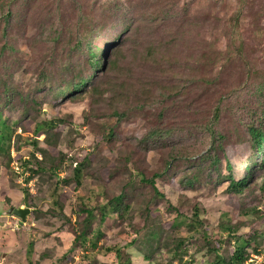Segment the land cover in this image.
<instances>
[{
  "label": "rangeland",
  "instance_id": "obj_1",
  "mask_svg": "<svg viewBox=\"0 0 264 264\" xmlns=\"http://www.w3.org/2000/svg\"><path fill=\"white\" fill-rule=\"evenodd\" d=\"M97 30L122 32L115 63L83 92L56 96L77 71L87 74L76 47ZM5 45L0 111L13 133L10 158L0 151V264H213L207 242L224 235L222 213L236 222L250 207L258 212L242 218L243 229L258 222L264 232V168L235 195L202 161L222 134L221 175L238 180L250 169V148L239 141L264 105V0H14L0 7V50ZM40 122L52 124L36 135ZM172 128L173 138L138 142L150 129ZM173 146L181 157L170 158ZM40 150L45 167L57 169L31 175L27 161L42 158ZM84 159L77 185L74 163ZM156 174L153 187L146 181ZM99 184L107 197L125 195L129 207L93 222L102 234L91 248L75 239L82 202L93 197L96 205ZM11 207L28 208L25 221L7 214ZM182 219L195 229L175 226ZM254 239L260 254L245 264H264L262 238Z\"/></svg>",
  "mask_w": 264,
  "mask_h": 264
},
{
  "label": "trees",
  "instance_id": "obj_2",
  "mask_svg": "<svg viewBox=\"0 0 264 264\" xmlns=\"http://www.w3.org/2000/svg\"><path fill=\"white\" fill-rule=\"evenodd\" d=\"M14 0H0V7L9 5ZM8 19V16H7ZM238 23V19L235 21ZM90 37L85 38V43L82 45L85 46V48L76 47L77 51L79 53H84V55L87 56V64H88V71L87 74H84L81 69L80 71H77L75 74H73L69 78L68 84L64 87V89L56 91V96H74L78 93H81L85 90L87 84L89 82L96 83L97 79L99 78V75L102 73H105L107 69L111 68V66L115 63L116 60L114 58L111 59L112 56H116L118 49H112L114 46V43L117 39L120 38L121 33H118L117 35L109 34L107 35L106 32L99 33V31L90 32ZM101 36V38L99 37ZM114 36V37H113ZM102 39V46H95L94 41ZM91 40V41H90ZM236 48V55H241L242 51V45H234ZM7 48L3 47V49L0 50V53ZM145 58H148V54L144 56ZM6 93L9 92V90L5 89ZM133 95V94H132ZM131 95H126L125 98H130ZM133 97V96H132ZM217 112V110H215ZM126 116H128L127 111H123ZM116 113V112H115ZM123 113V114H124ZM119 113L117 112L116 115ZM260 116L256 117L254 116V121L252 123H249L247 126V137H241L240 143L246 144L250 148V154L248 155V159L251 160V165L249 171H245L242 174V177L238 180H235L232 178L231 173H228V175L222 176L220 172L219 163V153H217V150L220 147V142L224 138V136L221 134H218L215 140L212 141L210 148L203 154L204 157L202 159L203 162L205 160H209L208 167L213 168L214 170L217 169V181L220 183L224 181H228V192L232 194H242L246 190H249L252 186V180L256 179L258 180V176L253 177L250 173L256 172L259 169L264 168V105L261 108V113L259 112ZM258 114V115H259ZM122 116H120L121 118ZM256 117V118H255ZM52 123H37L35 127V133L36 135L39 134V132L48 127L51 126ZM151 130V129H150ZM148 131L147 133H144L143 137L139 139V144L148 146V143L157 141L159 139H163L164 137H174L175 133L177 134L175 128L160 131V130H152ZM12 129L8 125V123L3 118V115L0 111V151L4 150L7 153L8 158L9 157V148L11 144V138H12ZM215 136V135H214ZM112 137V133L109 132L106 136L107 140H110ZM50 135L45 138V140L49 143ZM31 145L37 146L36 140H32L30 142ZM176 146L171 147V156L172 159H177L181 157L179 153L182 154V152L178 151L179 153H175ZM183 154L186 152V150L183 148ZM43 157L38 158L34 154H31V160L27 161L28 164L35 165L36 169H31L30 173L31 175L38 173L39 171H55L57 169V166H51L50 168H46L45 164L47 161V152L45 150H40ZM191 153V152H190ZM49 158V157H48ZM225 158V157H224ZM171 159V160H172ZM29 160V159H28ZM225 161L227 164H225V169L227 171L231 170V164L228 163V158H225ZM74 177L77 185H80L82 180L81 176L83 173V169L87 162L85 159L81 162H75L74 163ZM9 165V161L7 162V167ZM22 165V164H21ZM24 166V165H23ZM204 168V164L202 166V169ZM30 175V177H32ZM160 176V174L154 175V178L147 180L146 182H149L154 187V180L157 179ZM29 177V178H30ZM28 180V179H27ZM190 183V182H189ZM262 190L264 191V185L262 187ZM155 191L159 195L158 189L155 187ZM95 194V193H92ZM97 195L99 196V201L96 202V205L94 207H91L90 203L92 202L93 197H87V202H82V208L81 211L84 214L83 217V226L82 230L80 231L79 235L76 237V241L80 245H86L90 246L91 248H96L98 245L99 236L102 234L99 228H94L92 226L93 222L95 220H98L99 224L101 225L106 219H108L113 213L120 214L121 211L127 210L129 207V204H124V196L125 195H119L114 197H107V195L104 192V188L102 185H98V192ZM96 196V194L94 195ZM94 210L99 211V216L94 215ZM257 209L255 207L246 208L242 212L239 213V215H236L237 221L235 222V217L230 214L229 212H223L221 215V222H220V229L221 232L224 235H220L219 239H213L212 241L207 242V245L210 246L208 249V253H213L214 256V263L213 264H245L247 259L249 258L250 254L254 256L253 254L259 255L260 251L258 249V243L254 239L256 237H261V242L264 247V232H260L257 229V223L253 222L249 226L248 230L243 229V220L242 218L249 214H257ZM195 223H199V220H197V217L195 215L194 217ZM185 224L186 227L189 229H195L194 224L191 223V220L188 222L185 221V219L179 220L175 226H181ZM239 232V233H238ZM234 243V249L227 251V244L228 243ZM182 244V242H180ZM225 243V245H224ZM212 244V245H211ZM224 245V247H223ZM111 250V249H107ZM178 253L176 249L173 250V255L175 256ZM229 253V254H228ZM121 254V253H120ZM227 254V255H226ZM116 258H119V253H116ZM178 259L182 260V255L178 256ZM145 260H149L148 257H145ZM122 264H132L130 263V259H126L125 262H122ZM149 264V262H147Z\"/></svg>",
  "mask_w": 264,
  "mask_h": 264
},
{
  "label": "water",
  "instance_id": "obj_3",
  "mask_svg": "<svg viewBox=\"0 0 264 264\" xmlns=\"http://www.w3.org/2000/svg\"><path fill=\"white\" fill-rule=\"evenodd\" d=\"M29 213L28 208H9L7 210V214H13L21 219V221H25L26 215Z\"/></svg>",
  "mask_w": 264,
  "mask_h": 264
},
{
  "label": "built area",
  "instance_id": "obj_4",
  "mask_svg": "<svg viewBox=\"0 0 264 264\" xmlns=\"http://www.w3.org/2000/svg\"><path fill=\"white\" fill-rule=\"evenodd\" d=\"M251 260V259H250Z\"/></svg>",
  "mask_w": 264,
  "mask_h": 264
}]
</instances>
